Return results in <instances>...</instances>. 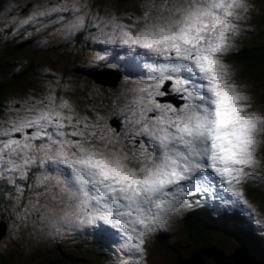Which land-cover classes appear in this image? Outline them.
Returning a JSON list of instances; mask_svg holds the SVG:
<instances>
[{
  "label": "snow or ice",
  "instance_id": "obj_1",
  "mask_svg": "<svg viewBox=\"0 0 264 264\" xmlns=\"http://www.w3.org/2000/svg\"><path fill=\"white\" fill-rule=\"evenodd\" d=\"M136 6L139 14L101 18L89 16L83 0H44L12 22L13 31L51 25L66 35L94 25L87 39L112 48L103 47L92 64L112 70L113 49L115 57L124 50L121 63L130 73L146 70L145 79L126 81L132 99L115 126L98 111L57 101L51 87L0 117V189L12 196L17 218L55 233L88 228L115 235L114 264H145L153 235L190 207L189 197L257 217L245 187L264 189V108L225 62L253 0ZM256 222L264 225V214Z\"/></svg>",
  "mask_w": 264,
  "mask_h": 264
},
{
  "label": "rangeland",
  "instance_id": "obj_2",
  "mask_svg": "<svg viewBox=\"0 0 264 264\" xmlns=\"http://www.w3.org/2000/svg\"><path fill=\"white\" fill-rule=\"evenodd\" d=\"M126 1L83 0L90 6L89 16L92 12L97 13L101 18L106 17L108 13H113L121 18H125L126 14H139L136 0H129L131 3ZM29 2L41 4L44 0H0V11L3 12L0 15V30L3 29L0 32L2 33L0 35V53L8 48L16 54V60L11 59L10 53L6 56L10 59L1 58V61H7V71H11L14 67L16 70L17 64L26 66L30 61L36 59L32 70L28 72L30 75L27 73L23 77L29 76L28 87L19 85L20 90L18 91L14 83L12 84V80L8 79L10 83L7 84V92L5 93L12 95L7 100H5L6 96L3 95L5 102L3 100L0 104L7 107L4 108V112L8 108L10 109L14 103L18 107L19 103L24 100L44 98L49 87H51L54 89L57 101L60 98L68 99L81 112L89 115H94L91 110L98 111L102 116L108 118L109 123H113L115 126L117 119H123L125 113L122 110L127 107L132 99L131 94H125L126 89L130 86L126 81L131 80L135 83L139 79H145L146 70L130 73L121 63L124 50H119L121 57H115L117 50L113 49L114 55L109 57V62L116 67L112 70L105 69L102 64L99 67L92 64V57L100 52L103 47L112 48V46L92 44L90 39H87L89 32L95 34L94 25L82 32H77L75 35H66L62 27L51 25L42 30H37L31 25H25L18 31H13V20H22L33 10L32 6L28 5ZM253 4L254 9L249 20L241 25L240 34L233 40L234 49L237 48L239 39L250 29V25L256 24L258 28H264V0H253ZM125 22L128 21L125 19ZM82 40L83 42L80 43ZM229 53L225 56V62L233 69L235 81L243 85L245 90L254 96L255 106L258 109L264 108V74L260 76L256 68L240 65L227 56ZM20 57H22L21 61ZM69 61L70 65L67 66ZM0 65H2L1 62ZM37 68L40 69V73L33 72ZM5 75H0V86L6 79L3 77ZM258 77L261 80H258ZM168 99L177 106L181 103L174 96ZM251 192H255L257 197L250 195ZM245 193L249 201L255 205L257 217L249 216L237 206L218 205L214 199L208 200L207 197L202 198L200 194H196L198 200H195L193 207L206 206L203 208L205 210L196 209L197 212L205 211L211 215V213L223 211V206L238 209L223 214L228 216L224 220V225L228 226L229 222L234 224H231L229 228L211 226L205 233L212 244L210 246L205 245L201 242L202 237L195 235L194 237H182L180 225L183 224L182 217L186 214L185 211H182L183 208L165 224L163 229L153 235L148 246L145 264H178L177 259L183 258L185 255L187 258L184 257V261L194 255L193 260L188 264H214L219 263V261L221 264H232L233 260L229 255L234 253H239L238 258L244 264H264V225L256 222V219L264 214V189L250 183L245 187ZM25 197H28L27 189L25 190ZM26 200L27 198H25V202ZM13 208L14 206L5 208L9 211V216L3 220L6 229L0 237V250L3 251L0 253V264H68L70 260L67 259L66 252L85 256L84 264H114L116 254L113 249L119 245V240L115 235L88 228L62 233L51 232L39 222L35 225L32 223L24 224L17 218ZM209 208L212 210L213 208H220V210L212 211ZM230 213L233 215L236 213V218L242 215L244 220L232 219ZM220 221L218 218L216 224H219ZM4 225L0 223V233L3 231ZM239 225L251 226V235L246 236ZM160 235L167 236V244ZM181 244L184 248L181 249L180 255L174 259L173 254H178L172 250H180L179 245ZM198 246L201 247L198 248ZM212 246L219 247L220 252L211 250ZM192 252L194 253L191 254ZM199 252H205L213 257L209 256L210 258L207 259L204 257L206 254L199 255ZM222 254H229L228 257L223 258L222 261L224 262H221ZM185 262L184 264H186Z\"/></svg>",
  "mask_w": 264,
  "mask_h": 264
},
{
  "label": "trees",
  "instance_id": "obj_3",
  "mask_svg": "<svg viewBox=\"0 0 264 264\" xmlns=\"http://www.w3.org/2000/svg\"><path fill=\"white\" fill-rule=\"evenodd\" d=\"M2 13L3 12L0 11V15H2ZM11 17H13V16H11ZM2 30L3 29L1 28L0 32ZM73 37L76 38L75 36H73ZM76 42H77V39H76ZM82 42H83V40L80 43H82ZM8 53L11 54L12 60H14V59L16 60V57H15L16 54L13 52V50H9L8 48H6V51L4 49V51H2L0 53V62L2 63V65H0V75L6 74L5 76H3L6 79L0 86V103H1V101L4 100L3 95L6 96L5 100L10 99L9 97L12 95V94L5 93V92H7V90H6L7 84L10 83V80L8 81V79L12 80V84L14 83L15 87L18 88V91L20 90L19 85L23 86V87H28L27 85L29 84V76L25 77V78H23V77L29 71L32 70V68H33L32 66L36 60V59H33L26 66H21L20 64H17V66L15 65L16 70L14 67L11 71H7V61H1V58L4 57L6 59H10V58L6 57L8 55ZM227 56L230 59L237 61L240 65L243 64L246 67L256 68V70L259 71L258 75L263 76V74H264V28H258V26L256 24L250 25V29L247 30V32H245L243 34V37H241V39H239L237 48L234 49L233 51H231L229 53V55H227ZM21 60H22V57H20V61ZM62 63L65 64L64 62H62ZM68 65H70V61L67 63V66ZM33 72L40 73V69L39 68L34 69ZM28 74L30 75V73H28ZM258 80H261V78L258 77ZM4 88H5V91H3ZM5 100L3 102H5ZM4 108H7V107H5L4 104H0V117H3V115L5 113ZM7 111H9V108L6 110V112ZM4 192H5L4 189H0V221L6 220L4 218H8V216H9V213H8L9 211L5 208H9L10 206H14L10 202L12 199V196L6 195V194H4ZM254 193L251 192L250 195L257 197V194H254ZM25 198H27V197H25ZM209 199L210 198H208V200ZM189 200L191 201L190 207H186L182 210V211H185V213H186L182 217L184 222L182 225H180V228H181L180 232L182 233V237L183 236L184 237H188V236L194 237V235L199 236V237H202L201 242L203 244L210 246L212 243L210 242V238L206 236L205 232L208 231V229L211 226L212 227L222 226L224 228H229L231 226V224H234L232 222H229L228 226L224 225V220L227 219L228 216H224L223 214L227 213V212L229 213L232 211H237L238 209H235L234 207L228 208L226 206H223V208H224L223 211L221 210V212L214 213V214L211 213V215H209L205 211H198V212L196 211V209H198V208H202V210H205L203 208H206V206L202 205V207H196V208L193 207L195 200H198V198H196V195L194 198L189 197ZM214 202L217 203L218 205H222L218 200H215ZM215 209H217V208H213V210H215ZM209 210H212V209L209 208ZM217 210H220V208H218ZM230 210H232V211H230ZM207 214L209 215V217L207 216ZM235 215H236V213H234V215L231 214L230 218L236 219L237 221L244 220L242 215H240L238 218H236L237 215L236 216ZM218 218L221 221L219 222V224H216V220ZM240 227L242 228V230L246 236L251 235V233H252L251 226H247V227L240 226ZM160 236H162L164 238L163 241H166V244H167V236L166 235H160ZM3 238H2V240H3ZM183 243H185V241H183ZM165 246H167V245H165ZM201 246H198V248ZM179 247H180V250H175V249L172 250V252L178 254V255L174 254V258L179 256L181 249L184 248L183 244L179 245ZM195 249H197V248H195ZM1 251L2 250H0V253H1ZM2 253H3V251H2ZM66 255H67L66 256L67 259L70 260V263H68V264H84V262H85L86 257L83 255H80L77 253H72V252H69V253L66 252ZM81 256H83V257H81ZM204 257H206L207 259L210 258V257L208 258L206 255H204ZM183 258L179 257L177 261L180 263Z\"/></svg>",
  "mask_w": 264,
  "mask_h": 264
},
{
  "label": "water",
  "instance_id": "obj_4",
  "mask_svg": "<svg viewBox=\"0 0 264 264\" xmlns=\"http://www.w3.org/2000/svg\"><path fill=\"white\" fill-rule=\"evenodd\" d=\"M181 102V101H180ZM0 223H2L3 225H4V221L3 220H1L0 221ZM5 229H6V227H5V225H4V227H3V231L0 233V237H1V235L3 234V232L5 231ZM213 248H211V250H214V251H217V252H220V248L219 247H217V246H212ZM194 252H192L191 254H193ZM199 255H204V254H206L207 255V257H209V256H211V255H208L207 253H205V252H199L198 253ZM228 255L229 254H222V258H221V262H224V261H222L223 260V258H225V257H228ZM231 255H233V254H231ZM231 255H229L230 256V258H233V256H231ZM211 257H213V256H211ZM250 257V256H249ZM251 259V258H250ZM252 260V259H251ZM220 262V261H219ZM231 263H233V262H231ZM234 264V263H233Z\"/></svg>",
  "mask_w": 264,
  "mask_h": 264
},
{
  "label": "bare ground",
  "instance_id": "obj_5",
  "mask_svg": "<svg viewBox=\"0 0 264 264\" xmlns=\"http://www.w3.org/2000/svg\"><path fill=\"white\" fill-rule=\"evenodd\" d=\"M93 71H96V69H93ZM233 258H231V260H233V263L234 264H244V262L241 260V259H239L238 258V256H239V253H234L233 255ZM193 257H194V255H192L189 259H186L184 262L186 263V264H188V262H191L192 260H193ZM184 262L182 263V264H184ZM232 263V264H233ZM225 264V263H224ZM229 264V263H228Z\"/></svg>",
  "mask_w": 264,
  "mask_h": 264
},
{
  "label": "flooded vegetation",
  "instance_id": "obj_6",
  "mask_svg": "<svg viewBox=\"0 0 264 264\" xmlns=\"http://www.w3.org/2000/svg\"><path fill=\"white\" fill-rule=\"evenodd\" d=\"M23 1H24V0H23ZM25 1H27V0H25ZM126 2L131 3V1H129V0H127ZM132 3H134V2H132ZM28 5H29V6H32L33 4L29 2ZM173 255H174V254H173ZM185 257H186V255H185ZM186 258H187V257H186ZM186 258H185V259H186ZM174 259H175V258H174ZM177 260H178V259H177ZM183 262H184V259H182L180 263L177 261L178 264H182ZM217 263H218V262H217ZM217 263H214V264H217ZM218 264H221V263L219 262Z\"/></svg>",
  "mask_w": 264,
  "mask_h": 264
}]
</instances>
